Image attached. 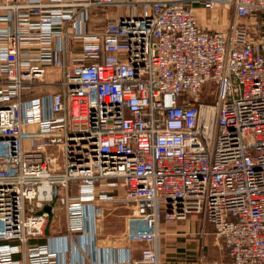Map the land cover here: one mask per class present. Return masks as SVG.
Returning a JSON list of instances; mask_svg holds the SVG:
<instances>
[{"label":"built area","instance_id":"built-area-1","mask_svg":"<svg viewBox=\"0 0 264 264\" xmlns=\"http://www.w3.org/2000/svg\"><path fill=\"white\" fill-rule=\"evenodd\" d=\"M194 1L234 19L208 29ZM261 13L264 0L0 3V264H99L70 244L92 226L102 239L120 209L124 255L103 264H161V222L190 214L234 264H264ZM54 71L59 88L36 93ZM47 204L62 234H46Z\"/></svg>","mask_w":264,"mask_h":264},{"label":"crops","instance_id":"crops-1","mask_svg":"<svg viewBox=\"0 0 264 264\" xmlns=\"http://www.w3.org/2000/svg\"><path fill=\"white\" fill-rule=\"evenodd\" d=\"M3 1L0 0V3ZM193 7L200 23L211 30L225 29L234 19V7L231 5L210 7L204 1H194ZM260 16L264 18V13ZM4 25L6 23L0 22V26ZM124 214L125 210L120 209L109 214L98 225L100 240L93 239L92 226L87 239L81 237L83 239L70 244L68 257L77 262L85 259L99 264L122 258L123 250L119 249L121 245L115 242V238L126 229ZM63 231L64 228L50 229V236L62 234ZM45 241H48L47 237ZM49 241L53 248L66 255L65 247L58 248L54 239ZM160 247L161 264H234L223 239L216 235L213 225L200 214H190L174 221L164 219L161 222Z\"/></svg>","mask_w":264,"mask_h":264},{"label":"rangeland","instance_id":"rangeland-1","mask_svg":"<svg viewBox=\"0 0 264 264\" xmlns=\"http://www.w3.org/2000/svg\"><path fill=\"white\" fill-rule=\"evenodd\" d=\"M98 18H100V17L99 16H96L95 17V23L94 24H96V25L99 24V23H101V20H98ZM46 78H47L46 79L47 82H44L40 86H38L36 88V90H35L36 93L45 92V91H48V90H56V89L59 88L58 81L60 80V78H59L58 73H56V71H54L53 73H50L49 75H47ZM212 88L206 87L203 90L202 94H201L202 97L203 98H206V96L210 97ZM64 223H65V218H64L63 215L60 218L59 217H56L55 219L53 218V221H52V223L50 225V229H54V228H64V225H65ZM40 241H44V239L38 238V239L32 240L31 242L32 243H38Z\"/></svg>","mask_w":264,"mask_h":264},{"label":"water","instance_id":"water-1","mask_svg":"<svg viewBox=\"0 0 264 264\" xmlns=\"http://www.w3.org/2000/svg\"><path fill=\"white\" fill-rule=\"evenodd\" d=\"M43 211H46L48 212V215H49V218H48V223L46 225V229H45V232L47 235L50 234V225L53 221V218H54V214H53V204H47L45 205ZM43 211H40V212H43Z\"/></svg>","mask_w":264,"mask_h":264}]
</instances>
